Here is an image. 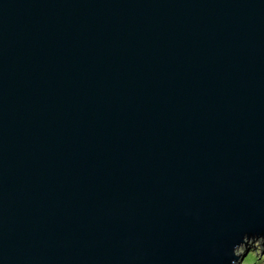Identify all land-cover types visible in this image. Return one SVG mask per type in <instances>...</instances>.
Returning <instances> with one entry per match:
<instances>
[{
  "label": "water",
  "instance_id": "95a60500",
  "mask_svg": "<svg viewBox=\"0 0 264 264\" xmlns=\"http://www.w3.org/2000/svg\"><path fill=\"white\" fill-rule=\"evenodd\" d=\"M264 248V0H0V264H241Z\"/></svg>",
  "mask_w": 264,
  "mask_h": 264
},
{
  "label": "rangeland",
  "instance_id": "374dc122",
  "mask_svg": "<svg viewBox=\"0 0 264 264\" xmlns=\"http://www.w3.org/2000/svg\"><path fill=\"white\" fill-rule=\"evenodd\" d=\"M253 245L254 248L248 249V255L245 256L241 264H264V250L261 249L259 242H255Z\"/></svg>",
  "mask_w": 264,
  "mask_h": 264
},
{
  "label": "trees",
  "instance_id": "16d2710c",
  "mask_svg": "<svg viewBox=\"0 0 264 264\" xmlns=\"http://www.w3.org/2000/svg\"><path fill=\"white\" fill-rule=\"evenodd\" d=\"M263 250H264V248H263ZM248 255V254H247ZM263 259V258H262ZM262 261V260H261ZM257 264V263H256Z\"/></svg>",
  "mask_w": 264,
  "mask_h": 264
}]
</instances>
